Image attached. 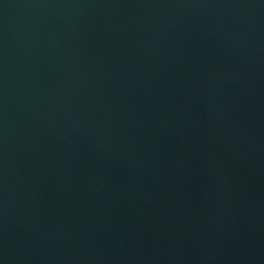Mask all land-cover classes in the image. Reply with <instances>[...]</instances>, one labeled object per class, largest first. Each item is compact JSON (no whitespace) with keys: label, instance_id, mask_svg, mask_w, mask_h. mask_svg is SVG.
<instances>
[{"label":"water","instance_id":"95a60500","mask_svg":"<svg viewBox=\"0 0 264 264\" xmlns=\"http://www.w3.org/2000/svg\"><path fill=\"white\" fill-rule=\"evenodd\" d=\"M0 264H264V0H0Z\"/></svg>","mask_w":264,"mask_h":264}]
</instances>
